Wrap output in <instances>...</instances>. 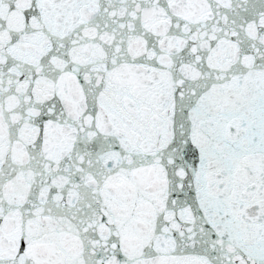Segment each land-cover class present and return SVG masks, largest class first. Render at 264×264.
I'll use <instances>...</instances> for the list:
<instances>
[{
  "label": "snow or ice",
  "instance_id": "obj_1",
  "mask_svg": "<svg viewBox=\"0 0 264 264\" xmlns=\"http://www.w3.org/2000/svg\"><path fill=\"white\" fill-rule=\"evenodd\" d=\"M0 264H264V0H0Z\"/></svg>",
  "mask_w": 264,
  "mask_h": 264
}]
</instances>
